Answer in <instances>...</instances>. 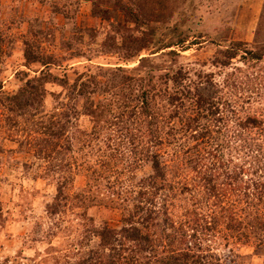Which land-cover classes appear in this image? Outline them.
Listing matches in <instances>:
<instances>
[{"label":"rangeland","instance_id":"1","mask_svg":"<svg viewBox=\"0 0 264 264\" xmlns=\"http://www.w3.org/2000/svg\"><path fill=\"white\" fill-rule=\"evenodd\" d=\"M116 1L0 0V91L11 97L21 94L29 80L43 85L38 99L31 96L28 102L30 94L23 93L19 99L4 97L0 102V264H101V257L104 264H137L128 262L131 252L113 244L114 252L104 248L101 233L105 227L121 230L125 226L128 210L144 201L141 185L153 170L138 159L134 164L129 149L115 137V123H106L98 137L92 135L94 119L80 113L85 101L80 96V79L98 77L116 67L137 69L141 58L158 59L175 50L179 55L174 63L157 60L158 70L166 67L158 74L173 65L174 71L176 66L183 68L192 79L206 75L239 101L242 116L258 113L264 118V87L254 90L250 83L256 75L259 82L264 81V61L246 64L238 57L229 62L222 53L234 42L264 47V0H160L162 4L155 6L168 17L151 25L157 29L156 41H179L183 35L187 41L157 53L153 40L140 58L122 63L104 54L111 48L103 44L115 37L121 42L125 33L142 36L149 27L139 30L132 22L127 8L135 7V0L118 5ZM105 12L111 18H105ZM118 19L128 30L118 32L122 30ZM172 27L179 28L171 33L168 28ZM227 61L226 66L220 64ZM146 69L127 73L146 77ZM44 71L49 75L38 80ZM242 81L249 90L240 86ZM52 120L67 122V132L56 140L59 150L48 157L46 151L53 146L48 144L52 138L47 127ZM232 152L231 167L248 166L250 157ZM189 173L192 182L196 174ZM233 188L224 187L228 197L220 203L213 196L199 201L191 194L185 201L177 189L167 188L165 202L163 194L156 198L157 207L168 214L160 215L155 228L159 251L166 246L176 249L161 235L175 242L180 228L190 220L187 211L197 210L210 217L197 228L199 235L189 238L193 250L202 251L203 263L264 264V245L260 244L264 235L250 221L257 201L243 197L245 192L251 195L253 187H239L241 196ZM223 214L217 223L215 218ZM243 220L245 226L240 223ZM115 255L123 261L118 263Z\"/></svg>","mask_w":264,"mask_h":264},{"label":"trees","instance_id":"2","mask_svg":"<svg viewBox=\"0 0 264 264\" xmlns=\"http://www.w3.org/2000/svg\"><path fill=\"white\" fill-rule=\"evenodd\" d=\"M104 1L109 4L113 0ZM157 2L159 5L162 4L160 0H135L138 11L135 9L136 6L127 8L130 11L128 13L132 17V22L137 25V29L149 27V31H143L142 36L125 33L122 35L121 42L116 37L108 39L103 47L108 43L111 50L103 53L122 63L140 58L143 52L150 50L148 46L153 40L154 50L157 53L165 46L172 47L185 43L186 35H183L179 41L172 39L166 43L162 38L156 41L157 29L152 28L151 25L164 22L168 17L155 6ZM120 3H123L122 0L116 1L117 5ZM127 6L125 3V7ZM111 16L110 14L105 18H111ZM126 26L124 21L118 19V28L122 29L118 32L128 30ZM178 28L168 29L172 33ZM246 45L242 42H234L222 53L229 59V62L238 57L243 58L246 64L264 61L263 46ZM33 55L32 52L28 57L31 63L34 60ZM161 55L159 60L172 61V64L179 53L173 50ZM158 59L141 58L142 65L140 64L141 67L137 69L147 68L148 76L146 77L127 73L129 69L116 67L105 71L98 77L80 79V96L85 99L80 113L91 115L94 119L95 129L91 134L98 137L106 129V123H110L109 125L115 123L113 124V128L116 129L115 137L120 140V145H125L124 148L129 149L135 158L134 164L141 160L150 164L153 170L141 185L145 188L143 193L145 199L142 204L138 203L133 206L132 210H128L129 215L124 219L125 226L121 230L105 227L101 233L102 240H104L102 245L113 252L114 248L118 247L123 252H131L128 256V262L131 263L205 264L202 251L200 249L197 252L194 251L189 238H196L199 235L197 228L203 227L201 222L210 218L209 215L199 214L197 210L187 211L185 216L190 220L180 228L175 242L170 237L161 235L163 239H168L171 246H174L178 252L175 253V250L168 246L160 252L156 245L159 233L155 228L158 226L157 220L160 215L168 216V214L157 207L159 203L156 202V198L168 188L171 191L177 189L185 201H188L185 196L191 194L199 201L213 196L220 203L222 197L224 199L228 197L227 189L224 187H234L235 195L240 191L239 196L243 193L240 190L241 187L245 189L253 187L251 195L245 192L243 197L245 199L253 197L251 202L257 201L255 204L257 211H253L250 221H255L264 235V209L261 208L264 206V166L262 167L264 163V118L258 113L242 116V110L238 107L239 101L230 98L206 75L199 74L197 78L192 79L183 68L176 66L177 69L174 71L173 65H170L171 69L169 66L165 74H158L166 68L163 66L162 69H157ZM48 64L50 63L47 62L45 65ZM220 64L226 66L229 63L227 61V63ZM159 66L162 65L159 64ZM137 69L129 71L135 72ZM47 72L44 71L38 80L42 81L46 75H49ZM100 77H102V82H100ZM259 78L256 75L250 79L254 90L264 87V81L259 82ZM246 84L242 81L240 86L244 90H249V87H245ZM42 86L29 80L21 94L24 93V96L26 93L30 94L27 98L28 102L31 96L38 99ZM99 91L101 93H98ZM21 94L10 97L4 91H0V102L4 97L19 99ZM97 95L100 96L99 99ZM249 100L252 101L251 98ZM68 118L65 116L67 122H69ZM110 118H113L112 121ZM67 122L52 120V124L47 127L52 138V142L48 140V144L53 146L50 151H46L48 157L59 150L60 142L56 140L65 136ZM91 140L94 139L91 138ZM68 146L70 147V143ZM110 149L112 150L111 146ZM233 150L240 154L243 153L246 158L250 157L251 161L246 160L247 163L249 162L247 167L236 165L231 167L230 156ZM59 154H62L61 151ZM228 157L229 160H227ZM104 166L107 167V165ZM190 171L196 174V177L192 178L193 183L189 178ZM97 173L98 171H95V174ZM96 176L104 178L103 174ZM204 194L207 195L204 196ZM163 195L162 201L165 202L167 196ZM223 217H225L224 214L215 220L220 223ZM240 223L246 224L244 220ZM112 244L114 248L110 247ZM260 244L264 245V240H261ZM121 251L118 254L121 255ZM147 252H150V255ZM115 258L118 263L123 261L116 255ZM101 264H104L103 257H101Z\"/></svg>","mask_w":264,"mask_h":264}]
</instances>
